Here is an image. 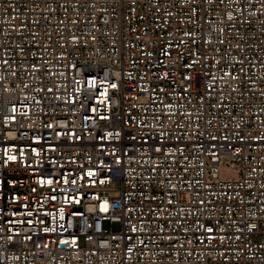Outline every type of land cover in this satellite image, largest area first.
Returning a JSON list of instances; mask_svg holds the SVG:
<instances>
[{
  "label": "built area",
  "instance_id": "2783aa9c",
  "mask_svg": "<svg viewBox=\"0 0 264 264\" xmlns=\"http://www.w3.org/2000/svg\"><path fill=\"white\" fill-rule=\"evenodd\" d=\"M0 264H264V0H0Z\"/></svg>",
  "mask_w": 264,
  "mask_h": 264
},
{
  "label": "rangeland",
  "instance_id": "374dc122",
  "mask_svg": "<svg viewBox=\"0 0 264 264\" xmlns=\"http://www.w3.org/2000/svg\"><path fill=\"white\" fill-rule=\"evenodd\" d=\"M218 169V177L222 180L234 179L237 177L236 165H229V161H224Z\"/></svg>",
  "mask_w": 264,
  "mask_h": 264
}]
</instances>
